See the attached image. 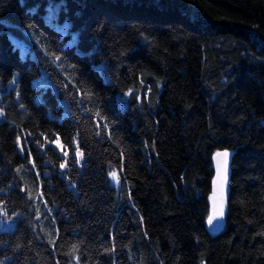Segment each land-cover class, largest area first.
Listing matches in <instances>:
<instances>
[{
  "label": "trees",
  "instance_id": "trees-1",
  "mask_svg": "<svg viewBox=\"0 0 264 264\" xmlns=\"http://www.w3.org/2000/svg\"><path fill=\"white\" fill-rule=\"evenodd\" d=\"M0 264H264V0H0Z\"/></svg>",
  "mask_w": 264,
  "mask_h": 264
},
{
  "label": "water",
  "instance_id": "water-1",
  "mask_svg": "<svg viewBox=\"0 0 264 264\" xmlns=\"http://www.w3.org/2000/svg\"><path fill=\"white\" fill-rule=\"evenodd\" d=\"M225 152L226 151H218L213 157V162L215 165V174L213 178L214 195L212 197L210 214L207 219V227L211 232H218L223 227L224 213L228 202L229 183L231 177L230 163L233 152H226L228 153L226 162L225 158L222 155L217 156V153ZM221 207L223 210V214L218 216L217 219H214L213 222L210 224L209 217L213 216L214 212L218 213Z\"/></svg>",
  "mask_w": 264,
  "mask_h": 264
},
{
  "label": "snow or ice",
  "instance_id": "snow-or-ice-1",
  "mask_svg": "<svg viewBox=\"0 0 264 264\" xmlns=\"http://www.w3.org/2000/svg\"><path fill=\"white\" fill-rule=\"evenodd\" d=\"M57 59H59V57H57ZM18 140H19V138H18ZM57 147H61V145L57 144ZM64 155L67 156L68 153L67 152H64ZM77 155H80L79 152H78V150H77ZM221 155L225 158V162H226V158L228 156V153H226V152L225 153H217V156H221ZM60 167L61 168H64L65 167V164L62 163L60 165ZM110 175H111V178L114 181H116L117 183H119V177L117 176V174L115 172L110 173ZM222 214H223V210H222V207H221V209H220V211L218 213L214 212L213 216H210L209 217V223L211 224L214 219H217L218 216H220Z\"/></svg>",
  "mask_w": 264,
  "mask_h": 264
}]
</instances>
